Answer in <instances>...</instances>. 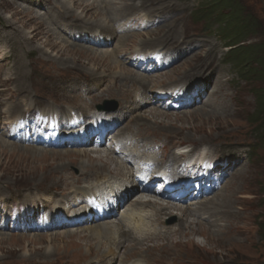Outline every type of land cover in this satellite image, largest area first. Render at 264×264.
Returning a JSON list of instances; mask_svg holds the SVG:
<instances>
[{
    "label": "rangeland",
    "instance_id": "rangeland-1",
    "mask_svg": "<svg viewBox=\"0 0 264 264\" xmlns=\"http://www.w3.org/2000/svg\"><path fill=\"white\" fill-rule=\"evenodd\" d=\"M88 1L91 8L84 10L71 3L59 9L55 6L56 0H51L47 7L44 3L40 5L38 0H0V139L7 142L6 145H0V224H4L5 217L15 216L17 220L15 229H12L14 221L7 224L10 218H7L4 225H8V229H0V264H264V146L254 133L257 125L251 118L257 110L255 90L263 89L264 85L260 82L247 84L241 81L237 68L225 64V54L230 49L224 37L219 34V29L216 33L206 31L204 23L194 18L193 13L202 5L208 4L209 7L212 0H100L104 14H96L97 19L105 15L115 19H130V25L129 21L125 24L126 29L135 32L133 35L128 33L131 36L123 41L108 36L110 39L100 48L91 43L103 42V38L79 41L51 31H56L54 24L56 18L61 17H56L59 13L68 17L67 22L81 19L90 25L96 24L97 28L92 30L98 29L100 21L95 20L93 15L100 6H94V0ZM240 1L260 24V32L242 45L264 44V0ZM29 10L34 15L43 16L46 22H27L28 17L24 14ZM125 22L116 25L109 22L106 26L111 32L117 29L119 37L125 36L121 29ZM101 32L103 36L108 35V32ZM64 37L71 45L75 43V47L68 51L62 49L63 44L56 49L50 47L53 42L60 44ZM139 46L142 49L137 54L141 55L150 56L152 53L157 57L162 56V53H172L170 60L173 65L165 70L157 68L158 71L152 74L143 73V69L149 65L140 61L133 63L131 57V53ZM112 52L128 71L140 78H151L148 92L152 98L160 88L181 87L186 77L191 80V77L202 72L212 73L213 66L212 78L218 74L225 76L223 82L226 83L228 97L221 92L215 97L216 102L226 99L222 109H210L211 102L206 99L199 100L201 104L198 106L183 110L163 109L156 98L152 99L155 104L143 105L135 112L146 117V120H142V126L140 122V125L132 123L127 127L128 115L122 117L127 127L122 129L136 132L149 130L146 139L158 145L153 158L156 155L157 159L163 156L169 161L173 154L199 156L203 153L209 161L225 162V168L228 169L229 177L224 183L226 186L223 184L222 187H215L219 190L210 197L195 200L196 196H193L190 203H178L187 207L208 198L217 202L219 208L211 210L204 209L200 204L192 206L193 213L189 215L185 226L171 237L158 238L162 240L157 239L154 240L157 241L155 244L144 246L145 250L173 249L172 254L149 256L142 251L144 247L128 248L127 240H123L125 246L117 250L118 259L111 261V258L98 256L96 241L83 233L84 229H48L47 226L54 222V216L38 212L45 208L43 200L46 195L51 193L61 201L70 194L73 187L70 190L64 189L61 184L70 182V178L74 182L83 172L79 160L65 161L57 156L58 153L76 148L56 146L54 143L61 136L52 124L49 125L51 131L44 134V140L49 142L41 146L33 143L44 127L41 124L44 120L42 115L53 106L65 112L72 108L76 112L80 110L78 113L81 114L89 110L91 113L93 104L90 98L104 87L95 85L93 81L118 75L113 63L101 65L97 60L101 55L107 56ZM175 53L178 56H174ZM150 68L155 69L151 65ZM204 86L209 94L212 91L211 85ZM98 103L107 109V113H119L115 115L118 118L121 116L122 104L117 98L104 96ZM155 113L160 118L153 119L152 114ZM15 118H19V122L30 119L31 126L41 124L38 132L22 131L24 135H32L31 141L17 143L3 136L8 131V123ZM1 140L0 143H3ZM100 148L96 149L93 145L86 149L96 151ZM107 148L109 143L100 149L102 153L91 154L96 161L90 165L86 163V172L100 171L104 175L113 172L116 165L108 167L97 158L100 155L108 156ZM188 156L181 155L178 162ZM240 164L242 167L239 169ZM205 175L211 183L202 187L210 192L221 173L211 174L206 171ZM210 175L213 180H210ZM114 178L110 176V179ZM94 183H80L74 187L93 186ZM48 190L53 191L48 193ZM144 195L149 197L147 193ZM153 196L149 197L152 201L164 202L158 196ZM125 208L114 221L107 222L113 226H123L120 213ZM180 209L178 207L176 213L171 214L173 216L165 217L164 227L173 229L177 226L178 219L183 216ZM227 211L232 213L231 220ZM183 217V220L188 219L187 216ZM192 221H202L208 227L198 226L202 234L187 236L191 232L188 222ZM209 223H214L215 228Z\"/></svg>",
    "mask_w": 264,
    "mask_h": 264
},
{
    "label": "bare ground",
    "instance_id": "bare-ground-1",
    "mask_svg": "<svg viewBox=\"0 0 264 264\" xmlns=\"http://www.w3.org/2000/svg\"><path fill=\"white\" fill-rule=\"evenodd\" d=\"M50 1L51 0H48V1L38 0V3L40 5L44 3L46 4L45 6L47 7L49 6ZM94 1H95V3L93 2L94 6H100L99 10L95 12V15H93V18H95V20L100 21L99 25L97 24L99 27L98 29L92 30V28H97L96 24L90 25L88 23L83 22L81 19H79L80 21L76 20V21L67 22L69 20L68 17L64 16L62 13H59L58 16L56 17H59V16L61 17L60 19L56 18L57 22L56 24H54L56 31L53 29L51 31L53 33L56 32L60 34L61 36L63 35H67L68 37L71 36L74 40H79V41L82 39L84 40L88 39L90 41H93L94 38L95 40H101L103 38L104 39L103 42L97 41L96 43L94 42L91 43L93 46L99 47V48L104 47L110 38L112 39L117 38L120 41H123L127 37L135 33V32L129 31V29H126L125 24L129 21L128 24L130 25L131 23L130 19H127V18L115 19V18L106 17V15L102 16L100 19L99 18L97 19L96 14L98 15L104 14L103 13L104 8L101 7L102 3L100 0H94ZM56 2L57 4H55V6L59 9L64 8L62 6L67 7L68 3H71L78 8H83L84 10L91 8V6L87 3L89 2L88 0H56ZM52 8H54V6ZM111 8L112 7H110V10ZM24 15L28 17L27 22L28 21L37 22L38 20L45 21V19H43V16L34 15L33 12H31L30 10L25 11ZM144 17L146 19L149 18L146 16ZM123 21H126V22L123 23V26L121 29L125 33L124 34L125 36L119 37L116 28H115L116 30H112L111 32L106 26L109 22H112L114 25H116ZM101 31L108 32V35L103 36L104 33L102 34ZM95 32H97L98 34H95ZM128 33H130L131 35L128 36ZM46 43H48V41H46ZM61 44L64 45L62 49H65L67 51L69 48H72V47L74 48L75 47L74 45H76L75 43H72L73 45H71L64 37L60 44L58 42H53V43H50L51 45L50 47L56 49ZM141 49H142L141 46H139L138 49H136L132 53V55L134 53L141 51ZM171 55L173 54L168 53V52L163 54L164 60H166ZM116 56L117 55L113 54L112 52V54L107 55V56L101 55V57H98L97 59L101 65H110V64L112 65L113 63V65H115L114 69L118 71V75L117 77L106 76L103 79L100 78V80L98 79V80L93 81L94 84L96 83L99 87L104 85L103 89L99 91L97 95H94L93 97L90 98L93 104V107L91 108L93 113L92 112L90 113V110H89V112H86L85 114H81V113H78V111L80 110H77L76 112V110L72 108L67 109V111L65 112L63 110L56 109V107L54 106L52 108H49L47 111H45V114H44L45 117L43 118L46 121V123H48L49 121H52V119L56 120L57 121L56 129L59 132V134H61L63 137V138L61 137L59 141H55V143L54 142L53 143L56 144L60 142L58 144V146L60 145L59 147H62L64 143L69 145L68 148L77 147L76 149H71V151H64L63 153H58L57 156H60L61 158L65 159V161L79 160V162L82 165L83 172H81V175L77 178V180L75 179L74 182L71 181L73 179L70 178L71 179L70 182L66 183L65 181L63 182V184H61V187L64 189L70 190L71 189L70 187H73L72 189H74L71 191L70 194L64 197L63 200L58 201V198L56 196L53 197L50 193L53 190H48V193L50 194L46 195L45 196L46 199L43 200V202L45 203L44 204L45 208L44 210L39 211L40 214L46 213L49 217L52 215L54 216L55 221L54 223H51L49 226H47L48 229L53 230L56 227L69 229L67 228L68 225L71 226L72 224H74L73 226H75L72 229L74 228L84 229L82 232L87 233L91 239L96 241V247H97L96 250L98 251V256H103L105 259L111 258V261H115L118 259L119 253L117 250L125 246L124 245L125 241L123 242V240H127L128 248L129 247L133 248L135 246L142 248L144 246L146 247L150 246L149 245L150 243L155 244L157 241L154 242V240H157L158 238L166 239L168 237H171L180 228L185 226L184 224L186 223L187 220H189V215L193 213L194 209H192V206L200 204L199 206L203 207L204 209L215 210L219 208V206L216 205L217 202H213L208 198H205V200H202L198 203L196 202L187 207H184L178 203L170 202L168 199L163 200L165 203L159 202V201H152L150 199L151 198L150 189L140 190L138 186L135 184V175L139 173H144V172L152 175L154 173L153 172L154 170L158 171V170H163V169H171L172 175L175 178H179L181 172L184 170L182 166V163L184 162V160L183 162L178 163V160L180 159V156H181L178 154H173L172 157H170L169 161H167L166 158H164L163 156L160 159H157V155L155 158H153L152 156L157 151L158 145L151 144L149 142V139H146V136L149 130H142V131L137 130L136 132L132 129H122V128L123 127L127 128L132 123L139 124L140 122H141V125L140 124L139 125L142 126L143 125L142 120L145 119L146 117L144 115L135 114V112L141 109L142 108L141 106L143 105L155 104L154 102H152V99L158 98L159 99L158 102H161L165 99H169L170 90H172L171 94L173 95L179 92L177 91V89L184 88V87H191L192 85L198 84V87L200 90L195 92L194 97L200 98L201 101L203 100L205 101L206 99L209 101V103L211 102V104H209V107L212 110H214L215 107L217 108L220 107L222 109L226 105V102H225L226 99L220 100L221 102H218V101L216 102L215 97H216V94L218 95V92H221V94H223L224 96L227 95L228 97V89L225 86L226 83L223 82V77L225 76L218 74V76L216 75L215 78H212V76L214 75V68H215L213 66V69L211 70L212 73L202 72L200 75L196 77L190 76L191 80L186 77L185 78L186 80L185 82L181 84V87L176 86V87H169L167 89L160 88L159 92L156 93L157 97L153 96L154 98H152L151 94L148 92V89L151 86V82H152L151 78L144 77V76H143L144 78H140L139 75H135L131 73L130 71L126 69V67L123 66L124 63L119 61ZM174 56H178V54L175 53ZM152 61L153 60L149 61L150 65H152ZM205 63H207V61H205ZM143 73H149V70L145 69L143 70ZM119 74H123L124 76H120ZM130 77H132L133 79H131ZM137 80L142 81V82H138ZM201 82L207 86L211 85L212 91L209 94L206 93V91L208 90H205V89L203 90L201 88V86L199 85V83ZM147 93H149V98L147 97L148 96ZM104 96L117 98L118 100L121 101L123 111L119 118L115 116L117 113H114V114L107 113V115H103L105 114L103 113V110L105 109L100 107L99 103L98 104L96 103L100 102L104 98ZM208 96L210 97L207 98ZM182 100L185 101L188 99L187 98L173 99V101H182ZM196 101L198 100H194L193 107L199 105V104H195ZM162 108L166 109L164 107ZM125 114L128 115V118H129V120L128 118L126 120L127 127L124 126L125 120L122 121L123 120L122 117H124ZM207 114H212V113H207ZM215 115L216 114H214V116ZM152 116H153V119H157V117L160 118V115H157L156 113L152 114ZM76 118H81V122L76 121L73 123V121ZM18 119L19 118H15L8 123L7 125L8 131L7 133L6 132L3 133V136L17 143L31 141L32 135L25 136V137L19 135V133L22 131L26 132L28 129V126L26 125H23V127L19 126ZM91 119H93L95 123L97 122L96 126L94 125L95 128L99 130L102 129L103 131L106 130L104 121L106 122V120H108L109 123L113 126L115 124V129L107 133L105 141L101 144V148H102L109 143V148H107L108 150L106 151L108 154L106 153V155L112 158L108 156L103 157L101 155L97 156L98 161H101V163L105 162V164L108 167L112 165H116V167L113 168V172H106L107 175H104L105 173L100 172V171L86 172V168H87V166H85L86 163H89L88 165H90L96 161L94 158H92L91 154L94 153L98 155L102 153V151L100 150L101 148L96 151L86 149L89 146H93L94 141H95L94 136L91 139L87 138L89 135V131L84 132V130H87L90 128L92 129L91 131L92 134H94L93 131L95 130L93 129L91 125L90 126L88 125V122ZM125 119H126V116H125ZM136 119L139 121H137ZM22 124L24 123L20 121V125ZM84 125H87V128H83ZM16 129L18 131H16ZM0 131L2 130L0 129ZM96 132H98V130H96ZM85 135H87V137ZM1 141L3 143H0V145H6L5 144L7 143L6 141L4 140H1ZM46 142H49V141L44 140L43 136H41L40 139L38 138L33 141V143L38 144L40 146L42 145V143H46ZM14 145H16V143ZM40 146H36V148ZM96 149H98V147H96ZM182 156H186V155H182ZM159 157L160 156L158 155V158ZM200 157H203V156H200ZM174 166L177 167V169H174ZM240 167H242V164H240V166L238 165L239 169ZM216 169H221L220 164L216 166ZM225 173L229 176L227 168H225ZM110 176H114L115 178L110 179ZM93 181H95L93 186L74 187V185L76 184L93 183ZM117 183L123 184V187H121V189L119 190L118 188L116 189L114 188L115 184ZM224 185L226 186V184ZM225 186H223V188ZM59 187H57L56 189H58ZM104 189L111 190L112 192H115L116 195L118 196H122L123 194L126 195V198L124 199L123 203L118 204V211H117L119 212L120 210L124 208V206H126L124 211L120 213V218H121L120 221L123 223V226L121 224L113 226L111 225V222H106L108 220L113 219V218L108 219L107 215L102 210V206H107L108 201L105 199L100 200L99 198L95 200V198L93 197V194L96 195L99 192L103 191ZM215 192L216 191H214L212 194H214ZM146 193L150 198L147 196L145 197L144 194ZM212 194H210L208 197H210ZM206 199L208 200L206 201ZM134 207L135 209H133ZM178 207L182 208L180 210L183 216H187L188 219L183 220L184 217L180 216V218L178 219L177 226L175 228L172 229L166 226L164 227L163 223L165 222V217L169 215L173 216L171 214H175ZM109 208L112 209V206H109ZM148 209L150 211H147ZM199 212H201L200 209H199ZM226 213L229 217V220H231L232 213L230 211H227ZM95 219H99V222L92 221L91 224H89L88 222L89 220H95ZM81 224H83V227L80 226ZM188 225H189L188 227L191 229V232L186 235L190 236V235H195V234H202L203 233L202 229L199 228L198 226L205 228L206 224L202 221H192V222H188ZM210 226L212 228H215L214 223L210 224ZM126 228H128L129 230L128 229L125 230ZM159 240H162V239H158V241ZM146 247H144V250L142 251H145L144 253H147L149 256H156V255H160L164 253L165 254L174 253L173 249L162 250V249L152 248L150 250H145ZM100 251L101 253H99ZM135 264H140V263H135Z\"/></svg>",
    "mask_w": 264,
    "mask_h": 264
},
{
    "label": "trees",
    "instance_id": "trees-1",
    "mask_svg": "<svg viewBox=\"0 0 264 264\" xmlns=\"http://www.w3.org/2000/svg\"><path fill=\"white\" fill-rule=\"evenodd\" d=\"M194 18L207 27L218 26L230 49L225 59L236 66L241 81L264 85V44L242 45L260 32V24L240 0H212L209 7L208 4L200 6ZM255 91L257 110L251 118L257 125L254 133L264 146V88Z\"/></svg>",
    "mask_w": 264,
    "mask_h": 264
}]
</instances>
